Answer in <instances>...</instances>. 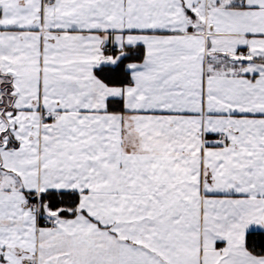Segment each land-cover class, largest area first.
Returning <instances> with one entry per match:
<instances>
[{"label": "snow or ice", "instance_id": "obj_1", "mask_svg": "<svg viewBox=\"0 0 264 264\" xmlns=\"http://www.w3.org/2000/svg\"><path fill=\"white\" fill-rule=\"evenodd\" d=\"M0 264H264V0H0Z\"/></svg>", "mask_w": 264, "mask_h": 264}]
</instances>
